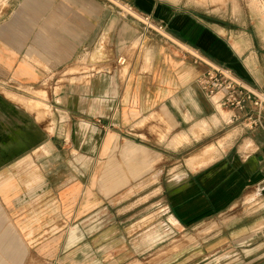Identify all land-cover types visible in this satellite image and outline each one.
Returning <instances> with one entry per match:
<instances>
[{
    "label": "crops",
    "instance_id": "0c3cea01",
    "mask_svg": "<svg viewBox=\"0 0 264 264\" xmlns=\"http://www.w3.org/2000/svg\"><path fill=\"white\" fill-rule=\"evenodd\" d=\"M125 1L131 15L111 0H17L0 19V94L51 111L59 133L34 123L32 147L22 110L0 100V264H262L264 232L223 218L264 188V130L198 80L213 65L264 92V54L163 0ZM83 55L89 80L51 85ZM233 125L238 146L217 140ZM203 142L169 177L171 156ZM208 224L217 242L187 245Z\"/></svg>",
    "mask_w": 264,
    "mask_h": 264
},
{
    "label": "rangeland",
    "instance_id": "374dc122",
    "mask_svg": "<svg viewBox=\"0 0 264 264\" xmlns=\"http://www.w3.org/2000/svg\"><path fill=\"white\" fill-rule=\"evenodd\" d=\"M16 1L17 0H0V19H2L4 15L9 11V8L13 7ZM163 1L173 4L191 13H197V15L202 16L204 18L206 17V19H208L214 24H217L219 27L225 28L227 30V34L230 37L233 46L237 48L239 52L244 51L246 48L252 47V49H261L260 53L264 54V39H262V36H264V0H163ZM111 2L116 3V5L119 8H123L126 11L130 12L127 9L128 4L126 3L125 0H117V1L111 0ZM134 16L139 20L144 21L143 18L135 14ZM82 58L85 60L81 59L80 63L75 64L70 68H68L69 71L66 70L64 72L65 75L61 76L59 74L57 83L55 84V82H52L51 85L59 87L60 85H63L69 81L74 82V84H79V83H85L87 80H89L88 76L91 75L90 72L91 65L86 61L88 59L87 55H83ZM49 84L50 83H48L47 86H49ZM7 96H8L7 94L4 95L0 94V100L3 99V102L5 101L6 104L8 103L14 104L17 106V108L22 110L20 112L23 113V116H20L22 119L19 120L25 122L26 125L25 130L28 131V133H31V135L30 134L29 135L31 136L30 137L31 140H33L34 142L31 145L32 147L33 145H35V143H38L37 138L33 139L34 136L33 132L29 131L30 129L29 127L30 126L33 127L32 125H34V123L37 124L38 127L42 128V130L43 129L47 130L48 131L47 136L48 134H50V132L51 134L59 135V133H57L56 131L53 130L49 131L50 122L55 120V117L53 116L51 111H48L46 113L41 112L39 118L36 110H30L29 108L27 109L19 100H15V99L13 100L12 96L10 98ZM21 97L25 99H35L39 101H41L42 98V96L41 98H39V96H33V95H26V96L23 95ZM43 99L48 100L49 96ZM21 107H23L25 110H23V108ZM17 123L15 124L16 127H18L20 124L22 125L20 121H18ZM19 127L21 128V126ZM59 132H62V129H60V127H59ZM229 134L231 136V139L234 140L236 146H238L242 142V139L246 137V134L244 130L241 128V126L233 125L227 130L218 132L217 140ZM58 140H60V138ZM210 143H214V142H208V143L203 142L195 147L193 145H189L188 147L181 149L180 151L181 153H179V155L171 156L169 160L171 167L169 169L171 174L169 177L174 176L173 172L175 170L173 169V167L175 166L173 165H177V161H179V159L181 161H184L182 160L183 157L186 158L192 155L195 151V148L200 149V147H206ZM224 143L226 142H223V144ZM29 160L30 158H28V161ZM16 168H18L17 165H15V169ZM157 194L160 195V192L155 191L153 193V196L157 197ZM247 199H250L251 201H247ZM247 199L245 202H243V204L240 207H238L236 210L231 212L230 216L224 217L223 221L230 219L233 215H236L237 219L240 220V222L237 223L236 224L237 227L234 228L235 233L241 231L242 229L241 224H244V226L246 227L247 226H250L251 228L253 227L252 228L253 230L257 229L258 231L260 230L264 232V188H258V190H256L255 193H253L251 196H248ZM157 210L155 209V211ZM211 226L212 224H208L195 231L188 230L185 231V233L183 232L185 234L184 240L187 243V245H191V246L194 245L198 241L196 237L200 235H203V240H204V242L201 243V245L210 246L215 244L217 241L215 239L214 240L210 239V236L214 234L211 233L213 230L212 228H210ZM220 226L221 223L220 224L218 223V226L215 227V229L220 228ZM175 233L177 234L178 232L175 231ZM222 238L223 239L225 238V233H223ZM244 241H246L245 242L246 246L251 244L248 242H252L249 240L248 241L244 240ZM261 241L264 242V240ZM176 244L177 243H175L174 245ZM234 246H237V244H235ZM236 250L237 248H235V251ZM262 252H264V249H262ZM42 258L44 261L45 258L44 255ZM260 260H261L260 262L264 264V255H261ZM42 263L44 264V262Z\"/></svg>",
    "mask_w": 264,
    "mask_h": 264
},
{
    "label": "built area",
    "instance_id": "2783aa9c",
    "mask_svg": "<svg viewBox=\"0 0 264 264\" xmlns=\"http://www.w3.org/2000/svg\"><path fill=\"white\" fill-rule=\"evenodd\" d=\"M131 10V6H128ZM127 14L130 12L126 11ZM162 24L157 25L156 31L163 30ZM124 64L125 59L119 58ZM209 68L198 80L205 94L212 100L216 108H231L245 113L251 127L257 126L264 130V92L251 91L240 81L225 73L220 67L208 65ZM251 106L255 109L251 110Z\"/></svg>",
    "mask_w": 264,
    "mask_h": 264
}]
</instances>
